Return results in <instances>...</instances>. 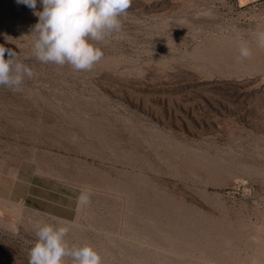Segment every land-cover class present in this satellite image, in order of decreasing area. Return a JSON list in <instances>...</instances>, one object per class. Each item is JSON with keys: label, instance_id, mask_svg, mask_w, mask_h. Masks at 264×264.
I'll use <instances>...</instances> for the list:
<instances>
[{"label": "rangeland", "instance_id": "1", "mask_svg": "<svg viewBox=\"0 0 264 264\" xmlns=\"http://www.w3.org/2000/svg\"><path fill=\"white\" fill-rule=\"evenodd\" d=\"M37 22L0 0V44L35 73L0 87V264L52 216L103 264H264V0H132L91 71L32 56Z\"/></svg>", "mask_w": 264, "mask_h": 264}, {"label": "clouds", "instance_id": "2", "mask_svg": "<svg viewBox=\"0 0 264 264\" xmlns=\"http://www.w3.org/2000/svg\"><path fill=\"white\" fill-rule=\"evenodd\" d=\"M38 18L32 56L43 64L70 65L76 71H91L103 58L98 43L119 32L132 0H39L42 11H36L38 0H16ZM259 46L264 47V31L256 32ZM7 54V59L5 55ZM253 55L247 40L239 44L237 61ZM33 69L19 60L18 53L0 44V87L21 90L25 78L33 79ZM93 190L85 185L77 197V206L91 204ZM71 223L52 216L49 222L37 223L36 240L28 264H103V258L90 243L70 244L67 237Z\"/></svg>", "mask_w": 264, "mask_h": 264}, {"label": "bare ground", "instance_id": "3", "mask_svg": "<svg viewBox=\"0 0 264 264\" xmlns=\"http://www.w3.org/2000/svg\"><path fill=\"white\" fill-rule=\"evenodd\" d=\"M255 42H257V41H255ZM236 43V42H235ZM208 53V52H207ZM215 53V52H214ZM216 54V53H215ZM214 57V56H213ZM131 181V180H130ZM124 182V181H123ZM112 185V184H111ZM131 200V199H130ZM158 206V205H157ZM163 210V209H162ZM138 211V210H137ZM152 211V210H151ZM121 212V211H120ZM123 214H124V212H123ZM141 215V214H140ZM157 216V215H156ZM160 216V215H159ZM158 217V216H157ZM159 218V217H158ZM154 219V218H153ZM160 219V218H159ZM157 220V219H156ZM158 221V220H157ZM100 222V221H99ZM156 224H158V223H156ZM159 225V224H158ZM164 225V224H163ZM154 226V225H153ZM161 227V226H160ZM153 229H155V227H153ZM189 229V228H188ZM157 230H159V229H157ZM148 258V257H147Z\"/></svg>", "mask_w": 264, "mask_h": 264}, {"label": "water", "instance_id": "4", "mask_svg": "<svg viewBox=\"0 0 264 264\" xmlns=\"http://www.w3.org/2000/svg\"><path fill=\"white\" fill-rule=\"evenodd\" d=\"M243 3L245 4H249V3H252V2H255L257 0H241Z\"/></svg>", "mask_w": 264, "mask_h": 264}]
</instances>
